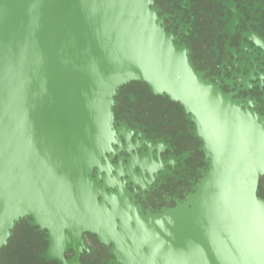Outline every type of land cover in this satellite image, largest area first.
<instances>
[{"label":"water","instance_id":"1","mask_svg":"<svg viewBox=\"0 0 264 264\" xmlns=\"http://www.w3.org/2000/svg\"><path fill=\"white\" fill-rule=\"evenodd\" d=\"M175 41L155 0H0V250L30 219L50 248L91 233L119 264H264V117ZM131 82L183 108L208 165L193 193L154 214L127 184L148 189L160 169L115 124ZM121 151L127 163L113 165Z\"/></svg>","mask_w":264,"mask_h":264},{"label":"flooded vegetation","instance_id":"2","mask_svg":"<svg viewBox=\"0 0 264 264\" xmlns=\"http://www.w3.org/2000/svg\"><path fill=\"white\" fill-rule=\"evenodd\" d=\"M155 8L175 43L188 51L194 69L231 95L242 110L264 117V0H155ZM115 100L116 126L123 124L133 132L131 145L141 144L132 153L147 156V163L160 169L148 189L127 184L128 191L138 192L134 199L143 214L173 208L193 193L208 170L194 124L178 103L152 94L144 83L122 86ZM119 157L127 163L130 156L121 151L113 165ZM257 195L264 199V176ZM50 245L46 230L23 219L0 250V264H119L112 245L95 234Z\"/></svg>","mask_w":264,"mask_h":264}]
</instances>
